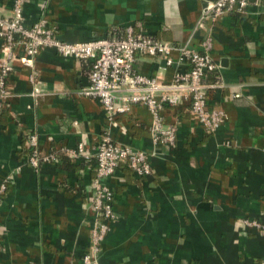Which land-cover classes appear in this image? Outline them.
I'll return each instance as SVG.
<instances>
[{
	"label": "crops",
	"instance_id": "1",
	"mask_svg": "<svg viewBox=\"0 0 264 264\" xmlns=\"http://www.w3.org/2000/svg\"><path fill=\"white\" fill-rule=\"evenodd\" d=\"M209 1L25 0L24 24L44 17L65 42L119 37L128 26L196 49L210 36L218 80L206 97L222 121L206 133L181 99L162 113L165 125L176 126L174 146L155 148L144 105L132 104L113 125L98 100L79 94L89 83V60L40 49V91L32 96L15 48L0 115V182L9 177L0 195V264H80L87 252L99 264H264V236L244 222L264 221V9L249 0L243 13L212 22L201 19ZM12 3L0 0L1 16ZM134 68L172 81L173 68L158 56H138ZM105 129L147 152L151 171L141 176L121 166L107 179L115 218L93 254L94 158L33 168L26 135L35 132L43 152L83 142L94 153Z\"/></svg>",
	"mask_w": 264,
	"mask_h": 264
},
{
	"label": "built area",
	"instance_id": "2",
	"mask_svg": "<svg viewBox=\"0 0 264 264\" xmlns=\"http://www.w3.org/2000/svg\"><path fill=\"white\" fill-rule=\"evenodd\" d=\"M248 1L211 0L207 3L201 19L214 22L232 10L243 13ZM254 1L264 9V0ZM24 2L25 0H13L9 15H0V39L4 46V56L0 61V111L9 96L6 77L11 69L14 49L19 48L22 51L19 60L29 69V81L33 86L31 95L36 96L40 87L35 82L34 60L40 49L48 47L62 56L90 61L89 83L81 88L79 94L98 100L111 124L116 125L115 116L129 113L132 104L144 105L151 114L150 137L155 148L174 146L176 126L165 125L162 113L165 106L176 105L181 99L189 102L190 114L197 119L206 133H214L220 126L222 112L209 107L206 97V90L216 84L202 80L205 71L217 68L211 58L210 36L203 38L200 49H196L187 42L172 44L148 34L135 33L128 26L123 36L65 42L57 37L44 17L38 18L31 25H25L22 14ZM142 55L158 56L165 67H172V81L161 83L154 77L137 72L134 63ZM26 141L27 161L33 168L41 163H57L62 156L96 160L97 166L91 181L94 223L90 237L94 254L115 218L113 193L107 179L122 163H126L137 175H149L151 156L143 150L115 141L108 129L101 134L94 153L87 150L83 142H78L75 147L62 146L43 152L39 136L35 132L27 133ZM8 179L7 176L0 182V195L4 192L5 181ZM244 222L257 228L264 236V221L246 218ZM80 264L99 262L87 252L82 256Z\"/></svg>",
	"mask_w": 264,
	"mask_h": 264
},
{
	"label": "trees",
	"instance_id": "3",
	"mask_svg": "<svg viewBox=\"0 0 264 264\" xmlns=\"http://www.w3.org/2000/svg\"><path fill=\"white\" fill-rule=\"evenodd\" d=\"M124 35V31H122L121 30V32H120V36H123ZM202 80L204 81V82H206V81H210V82H216L217 80H218V74L216 73V71H205L204 73H203V78H202ZM4 105V104H3ZM3 107V106H2ZM2 109L3 108H1V111H0V115H1V112H2ZM63 158V160H64V162H68L69 161V158H68V156L66 157V156H62ZM95 160V159H94ZM96 166H97V163H96V160H95V162H94V168H96ZM122 166V167H121ZM121 168H122V170L123 171H126V170H128V171H130L131 169L130 168H128L127 166H126V163H122L121 164Z\"/></svg>",
	"mask_w": 264,
	"mask_h": 264
}]
</instances>
